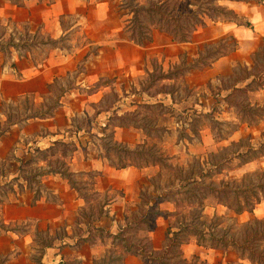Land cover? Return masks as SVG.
I'll use <instances>...</instances> for the list:
<instances>
[{"label": "rangeland", "instance_id": "374dc122", "mask_svg": "<svg viewBox=\"0 0 264 264\" xmlns=\"http://www.w3.org/2000/svg\"><path fill=\"white\" fill-rule=\"evenodd\" d=\"M76 3L79 8L75 9L74 16L64 21L66 27L73 28L67 39L69 42L67 45L81 50V54L87 51L88 56L81 57L73 73L61 75V78L53 84L52 93L49 94L45 87H41L36 94L27 98L16 96L7 98L6 114L12 116L11 120L18 122L17 118H22L25 114L30 115L37 110L45 115L54 114L56 110H61L60 106H63L74 109L75 126L88 132L92 127V121L98 116L97 113L105 112L99 120L104 124L109 122L108 126L104 129L102 137L96 138L91 135L92 142L98 150L103 151L101 155L107 158L111 167L120 170L123 166L134 165V167L139 166L136 168L141 169L140 172L143 173L135 186L141 201L126 202L120 205L121 212L113 215L118 223H123L122 228L130 225V230L125 233L127 245L142 241L143 246L149 251H161L167 242L169 226L192 221L195 217L199 219L198 223L210 225L214 232L220 235L226 234L227 237L240 236L247 222L264 220V213L259 210L254 216V213L248 212L238 215L229 209L227 205L233 202L232 195L216 196L207 194V190L197 189L196 198L182 191L187 189L186 185H189V182L182 181V178L204 170L208 171L212 164L221 162L228 156L232 159L224 163L222 174L205 179L207 186L211 181H214L215 187H220L221 181L241 184L243 178L247 184L252 179L256 180L254 174L264 171L261 168L263 158L238 168L241 161L232 154L239 150L244 152V147L248 145L258 148L264 141L261 135L264 132V116L256 117L257 123L249 126L244 123L245 119L242 118L240 110L231 105L230 101L235 97L228 101L225 99L232 93L236 78L233 75L234 67L224 75L204 78L200 82H197V78L186 74L173 81H158L151 86L154 77L168 72L169 65L179 66L183 61L190 62L195 56L187 54L188 57H184L187 51L183 53L180 46L178 47L170 38L163 43L168 51L166 54L151 55L146 50L134 46L124 34L125 17H121L118 0H76ZM233 9L240 16L248 19L247 6H236ZM17 23L19 22L11 24L5 30L0 26V39L3 37L6 44L17 46L21 45L24 41L23 35L26 34L25 37L30 43L33 39L28 37L29 25ZM18 38H22L21 43L16 42ZM244 39L252 42V37L244 36ZM33 41L35 43L37 39ZM237 42L240 44L239 41ZM239 53L243 57L240 61L248 63L251 72L255 71L254 73L257 74L262 70L261 65L264 64L262 59L256 57V61H253L255 53L260 57L261 51L258 47L254 51L244 47ZM136 56L139 60L132 65L131 73L125 71L122 67H125L126 61ZM240 61H236L234 66L240 64ZM170 92L173 93L174 100L165 97V94ZM61 95L63 98H60ZM245 97L240 96L238 101H242ZM248 98L249 101L246 100V103L263 106L264 90L251 93ZM60 100L63 102L61 105ZM34 103L37 104V108ZM125 111L126 114L122 115ZM106 117H109V121ZM25 121L21 120L19 124L24 125ZM115 126L130 129L129 132H118V142L114 139ZM7 127L9 126L6 125ZM124 140L137 142L130 146L127 142L124 143ZM120 141L122 142L119 143ZM143 141L144 144H140ZM109 146L112 148L107 150ZM142 149L152 151L155 161L137 152L132 154L124 152V150L142 151ZM54 156L57 158L52 159L55 163L54 167H60L63 163L64 166L67 165L68 158L61 157V148L57 149ZM43 157L44 155H40V158ZM159 157L162 160H158ZM11 161L12 157L8 156L6 169L9 171L12 166ZM33 169L38 170V168ZM96 178L82 174L75 177L83 183L80 187H84L82 194L86 195L88 201L87 215L93 217L98 214L99 207L105 202L109 203L110 200L118 198L125 203L126 197V194L120 190L96 193ZM157 195L167 196V200H162L155 210L161 215L152 217L148 223H134V216H140L142 199L152 200ZM146 210L147 208H144L142 212L145 213ZM29 225L31 224L28 223L27 227ZM11 227L22 232L29 230H21L16 224ZM88 227L90 228L76 229L77 239L82 236L89 237L90 231L91 239L100 243L99 234L91 228L92 226ZM4 233L6 230L0 231L1 235ZM42 238L50 241L45 233L37 234L36 247L32 255L34 264H37L36 259L42 250ZM56 238L68 242L67 231L61 229ZM196 239L194 234L185 233L182 238L184 244L180 249L181 254L178 251L180 259H185L188 263L239 262L235 253L200 247ZM57 243L62 244L60 241ZM100 245L101 256L86 262L81 253L70 252V249L73 250L75 247L61 245V249H67L61 264H148L145 258L140 256L126 261L129 254L118 241L113 243L112 239L103 238ZM0 264L6 263L0 259Z\"/></svg>", "mask_w": 264, "mask_h": 264}, {"label": "crops", "instance_id": "0c3cea01", "mask_svg": "<svg viewBox=\"0 0 264 264\" xmlns=\"http://www.w3.org/2000/svg\"><path fill=\"white\" fill-rule=\"evenodd\" d=\"M75 4H77L76 0H0V26L5 30L11 24L14 25L15 22H19L18 25H29L28 37L33 40L37 39L35 43L32 40L33 43L30 44L31 42L27 41L26 34H24V41L21 43L22 38H18L16 42H20L21 45L17 43V46L6 44L3 37L0 39L2 41L0 45V231L6 230V233L0 234V259L6 264H34L32 255L35 251L38 233H48L50 237L55 238L53 246L44 250L41 257L43 264H61L67 250L61 249V245L75 247L73 250L70 249V252L81 253L85 262L93 261L92 259L101 256L99 249L102 239L100 243L91 239L81 246L77 245L81 238L87 237L82 236L77 239L75 236L76 229L78 227L90 228L83 214L84 210H88L86 197L72 189L68 180L60 174H49L38 178L43 188L41 198L34 203L37 185L35 183L29 185L25 175L29 176L30 174L20 171V161L26 163L31 160H34L32 168L39 170L55 168L52 159L57 158L51 154L50 149L53 148L56 152L57 149L54 147L57 142L77 147L76 152L66 160L67 167L75 175L81 173L97 174L96 193H111L113 190H120L126 194L125 203L114 198L104 205L107 216L99 220L97 214L94 217L96 219L95 227H101L112 235H117L123 223H118L113 215L121 212L120 205L129 201H141L135 191V186L143 174L140 172L141 169L129 166L117 170L111 167L107 158L101 155L103 151L98 150L92 142L91 135L96 138L102 137L104 129L108 126L107 123L109 122L104 124L99 120V117L105 112L97 113L98 116H96V120L92 121V127L88 132L75 126L73 121V118L76 117L74 109L63 106H60V111L56 110L52 116L47 118L29 119L24 122V125L16 123L7 127L8 129L6 128L8 116H10L6 114L7 98L12 96L27 98L36 94L41 87H45L44 89H47L49 94L52 93V86L61 78V75L73 73L81 57L88 56L87 51L82 50L85 52L81 54V50L67 45L69 44L67 39L70 37L73 28L66 27L64 21L66 18L70 19L74 16L75 9L79 8ZM236 6H247L248 20L253 28L237 26L232 22L218 25L210 24L206 28H200L195 33L191 43H177L183 53L187 51L185 55L192 54L195 56L191 58L192 60L197 57L199 49L204 44L214 43L226 37H233L239 41V48L234 54L218 60L210 68L202 71H191L189 75L197 78V82L204 78L228 73L231 68L235 67L236 61L242 60L243 57L239 53L241 48L248 47L254 51L256 47L260 48L261 43H263L264 5L230 4L231 8ZM244 36L252 37V42L245 40ZM167 38L170 37L155 31L152 43H146L143 46L133 42L132 44L146 50L151 55L166 54L168 51L163 43ZM138 60L137 56L131 58L126 61L125 67L122 68L131 73L132 65ZM241 64L249 66L248 63L241 62ZM162 70L165 72L164 69ZM165 97L171 99L167 93ZM61 104L63 102L60 100ZM34 106L36 107L37 104L34 103ZM126 112H122V115ZM106 118L109 121V117ZM102 127L104 128L102 129ZM129 130L123 126H115L113 128L115 141L118 142L119 140L117 137L119 131L129 132ZM126 142L132 146V143L136 144L137 141L124 140V143ZM140 144H144V141ZM40 155H44V157L40 158ZM8 156L12 157L10 171L6 169ZM249 164H253V162ZM261 168L264 170V158ZM258 210L264 213V202L253 212L254 216L257 215ZM28 223L32 226L27 227ZM15 224L21 230H29L16 231L11 227ZM61 229L67 231L68 238L66 240L68 242L56 238ZM59 241L62 244H58ZM136 257L129 254L126 261L136 259Z\"/></svg>", "mask_w": 264, "mask_h": 264}, {"label": "trees", "instance_id": "16d2710c", "mask_svg": "<svg viewBox=\"0 0 264 264\" xmlns=\"http://www.w3.org/2000/svg\"><path fill=\"white\" fill-rule=\"evenodd\" d=\"M105 1V0H102ZM119 11L122 13L121 17H125L124 21V34L127 38L135 43L136 45L143 46L146 43H152L154 39V32L158 31L162 34L169 36L173 42L176 43H191L195 33L200 28H206L210 24L218 25L220 23L232 22L238 26H244L247 28H253L251 22L244 16H240L235 9L230 7V4L244 3L262 6L264 0H118ZM239 48L238 42L233 37H226L220 39L214 43H207L199 49L197 57L192 59L190 62L183 61L181 65L172 67L170 66L167 73H162L158 77H154L151 86L158 81H173L179 77H183L194 70H203L212 67L218 60L228 57ZM259 51L260 57L255 53L253 61L257 59L264 63V41L260 46ZM184 57H188L185 55ZM262 70L257 74L255 71L251 72V68L247 65L237 64L234 67L233 75L236 76L233 86L232 93L225 97L226 101L230 98L235 97L230 101L232 107H236L240 110L242 118L245 119L244 123L249 126L257 123L256 117L264 116V105H254L249 101V94L264 90V64L261 65ZM238 68V69H237ZM237 75H240L239 77ZM240 84L244 86H239ZM174 100L173 93H167ZM240 96H246L242 101H238ZM62 95L60 96V98ZM248 100L246 103L245 101ZM246 103V104H245ZM249 113V114H248ZM22 118H17L18 122L12 121V116H8V126L15 125L21 120H29L40 118L44 119L47 116L41 114L38 110L31 113L30 115H23ZM208 116V115H206ZM21 119V120H20ZM20 120V121H19ZM8 129V128H7ZM6 129V131H7ZM262 138L264 139V132H262ZM56 149L61 148V157L66 159L76 152L77 147L75 145L57 142L55 144ZM112 147H107L110 150ZM244 152L240 150L232 152L237 159L241 161L242 165L249 164L260 158H264V141L255 148L253 145H248ZM51 154L55 155L54 149H50ZM57 151V150H56ZM125 153H140L143 156L151 157L155 161V155L152 151H130L124 150ZM232 157H227L221 162L212 164L210 169L204 170L198 174L186 176L182 178V181H188L189 185L187 189H183L184 194H191L197 198V189L207 190V194L211 195H232V203L227 205L229 209H232L236 214L241 215L242 213L248 212L253 213L256 208L264 202V171L261 173L254 174L256 180H250L245 184L243 178L241 184L236 182H225L221 181L220 187H215L214 181L207 186L205 184L206 178H211L216 175L222 174L224 171V163L231 161ZM158 160H162L160 157ZM34 160L23 163L20 161V171L29 173L25 175L29 185L35 183L37 185V191L35 194L34 203L41 198L42 185L38 178H41L49 174H60L66 178L70 183L72 189L76 190L80 195L82 194L84 187H80L82 182L75 179L76 175L69 170V167L64 166V163L60 167L52 168L48 170H36L32 168ZM59 161H57L58 163ZM67 163V162H66ZM65 163V164H66ZM134 166V165H132ZM65 167V168H64ZM139 167V166H136ZM126 168L123 166L121 169ZM26 169V170H24ZM88 177H97L95 173H81ZM170 192V191H169ZM205 193V192H204ZM206 195V194H205ZM204 196V195H203ZM162 200H167V196L161 197L157 195L152 200L142 199L143 204L140 206V216H134V223H148V221L154 217L161 215L159 211H155ZM107 204V202H105ZM103 204L98 209L97 219L107 216V211L104 209ZM144 208H147L145 213L142 212ZM88 226H92L100 236V239L108 238L112 239L113 243L118 241L125 252L130 255L140 256L145 258L148 264H197L188 263L185 259H180V249L184 244L182 240L185 233L190 232L196 236L197 245L206 249H213L223 252L235 253L239 259L237 263L230 264H264V220H254L247 222L242 228V234L240 236L227 237L226 234L220 235L213 231L210 225L198 223L197 217L194 220L184 221L177 225H170L167 231V242L161 251H149L143 246L142 241L133 242L130 245L126 243L125 233L130 230V225L121 228L117 235H112L101 227H95L94 222L96 219L92 215H87V211H83ZM46 238H50V241H45L42 238L43 245L40 256L36 259L37 264H43L41 257L43 256L45 248L52 247L55 241L54 237H50L48 233H45ZM90 236L87 238H81L78 241L79 246L91 240ZM39 237V236H38ZM207 240V241H206ZM179 251V253H178ZM178 253V254H177ZM180 257V258H179ZM198 264H208L207 262H201Z\"/></svg>", "mask_w": 264, "mask_h": 264}]
</instances>
